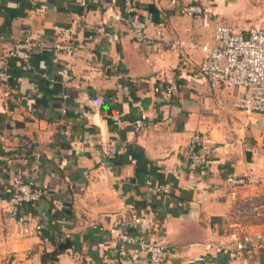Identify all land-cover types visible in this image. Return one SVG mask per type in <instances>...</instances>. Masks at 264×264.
<instances>
[{
  "label": "crops",
  "instance_id": "obj_1",
  "mask_svg": "<svg viewBox=\"0 0 264 264\" xmlns=\"http://www.w3.org/2000/svg\"><path fill=\"white\" fill-rule=\"evenodd\" d=\"M134 3L128 14L125 0H0V264H150L138 242L166 245V264H264V113L237 109L242 90L212 88L202 52L178 45L264 26V0ZM188 4L205 15L183 14ZM136 17L177 48L137 42ZM56 26L74 29L75 56L4 59L26 30L51 42ZM195 131L209 164L192 172ZM29 179L53 198L11 213L10 190Z\"/></svg>",
  "mask_w": 264,
  "mask_h": 264
},
{
  "label": "built area",
  "instance_id": "obj_2",
  "mask_svg": "<svg viewBox=\"0 0 264 264\" xmlns=\"http://www.w3.org/2000/svg\"><path fill=\"white\" fill-rule=\"evenodd\" d=\"M125 11L128 14L137 13L139 9L134 0H125ZM205 8L199 4L183 6L182 13L191 17L205 15ZM134 39L137 42L158 48L176 49V44L162 41L154 42L147 36L148 24L138 17L127 20ZM180 47L201 51L203 56L199 64V75L208 81L214 89L237 88L242 90L237 98L236 107L247 114L264 113V27L243 30L232 25H218L214 30V42L198 43L179 41ZM52 50L57 56H75L79 50V43L72 27L56 26L53 29V40L43 41L35 36L31 30H26L23 38L5 53L4 59L14 58L23 64H28L32 56ZM8 77L7 68L0 67V81ZM180 86L174 84L169 91L177 93ZM135 131L141 132L146 123L144 120L135 121ZM207 143L205 134L195 131L189 141L187 154L189 169L192 172L204 170L209 164V158L204 151ZM120 153L111 149L110 154ZM232 185H245V178L230 180ZM12 198L9 201L10 212L14 213L26 204H36L42 200H51L53 191L40 185L36 179L18 180L10 190ZM124 240L130 241L128 237ZM239 240L238 234H234ZM142 252L147 254L150 264H166L170 249L162 243L138 242Z\"/></svg>",
  "mask_w": 264,
  "mask_h": 264
},
{
  "label": "rangeland",
  "instance_id": "obj_3",
  "mask_svg": "<svg viewBox=\"0 0 264 264\" xmlns=\"http://www.w3.org/2000/svg\"><path fill=\"white\" fill-rule=\"evenodd\" d=\"M259 27H264V26H259ZM231 89H234V88H231Z\"/></svg>",
  "mask_w": 264,
  "mask_h": 264
}]
</instances>
